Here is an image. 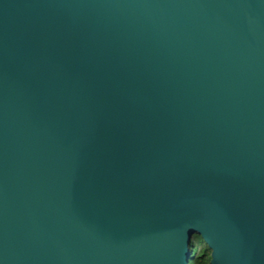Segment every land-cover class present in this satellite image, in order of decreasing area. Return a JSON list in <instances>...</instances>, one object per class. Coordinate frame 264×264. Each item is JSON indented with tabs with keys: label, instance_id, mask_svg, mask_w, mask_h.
Returning a JSON list of instances; mask_svg holds the SVG:
<instances>
[{
	"label": "water",
	"instance_id": "obj_1",
	"mask_svg": "<svg viewBox=\"0 0 264 264\" xmlns=\"http://www.w3.org/2000/svg\"><path fill=\"white\" fill-rule=\"evenodd\" d=\"M264 264V0H0V264Z\"/></svg>",
	"mask_w": 264,
	"mask_h": 264
},
{
	"label": "trees",
	"instance_id": "obj_2",
	"mask_svg": "<svg viewBox=\"0 0 264 264\" xmlns=\"http://www.w3.org/2000/svg\"><path fill=\"white\" fill-rule=\"evenodd\" d=\"M190 264H210V250L201 236L197 235L190 246Z\"/></svg>",
	"mask_w": 264,
	"mask_h": 264
}]
</instances>
